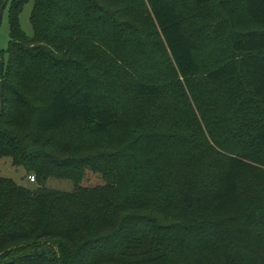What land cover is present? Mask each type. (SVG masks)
<instances>
[{
  "label": "trees",
  "instance_id": "1",
  "mask_svg": "<svg viewBox=\"0 0 264 264\" xmlns=\"http://www.w3.org/2000/svg\"><path fill=\"white\" fill-rule=\"evenodd\" d=\"M27 1L5 5L9 44L6 61L0 52V159L11 158L38 182L54 177L74 188H30L0 176V264H264L260 253L235 245L236 236L249 237L247 225L259 226L264 197L238 214L245 227L231 236L192 221L221 212L225 200L238 194L246 155L238 153L242 132L236 127L229 145L231 133L222 142L208 131L212 143L229 152L224 158L210 142L196 144L202 129L197 133L190 113L193 101L202 118L213 114V105L199 99L209 91L220 96V87L264 111V0H226L240 3L259 27L232 34L228 57L201 78L173 0H145L165 51H148L150 35L133 27L141 11L130 5L137 0H33L31 36L19 23ZM206 4L196 0L198 9ZM108 58L116 70L106 79L82 66ZM143 63L146 74L137 72ZM141 97L180 107L190 133L182 126L148 132L132 123L131 138L111 141L110 153H72L87 148L70 147L73 135L63 129L68 123L105 133L125 107L133 108L135 120L149 115L147 105H134ZM240 113L253 115L246 107ZM244 137L247 147L264 149V121L250 124ZM86 170L100 173L104 183L80 186ZM175 211L183 216L178 223L170 219Z\"/></svg>",
  "mask_w": 264,
  "mask_h": 264
},
{
  "label": "rangeland",
  "instance_id": "2",
  "mask_svg": "<svg viewBox=\"0 0 264 264\" xmlns=\"http://www.w3.org/2000/svg\"><path fill=\"white\" fill-rule=\"evenodd\" d=\"M173 1L175 2L183 31L194 44V56L199 65V73L196 78L203 77L210 68L218 65L228 57L230 52L229 38L232 34L259 27L255 22L250 21L243 13L240 3H234L232 1L226 2V0H207V4L198 9L196 0ZM126 3L130 4L128 1ZM32 4L33 0H28L19 16L20 27L28 36L32 35V27L30 24ZM133 7L141 11L139 16L140 19L138 22L132 23L133 27H137L140 33L147 31L150 35V40L152 42L148 46V51H165L160 40L156 37L157 28L147 14V2L145 0H137L130 5L132 10H134ZM8 8V5L4 8L0 20V52H2V57L5 61L7 60V48L9 44ZM154 46L156 47L155 49L153 48ZM141 48L140 46V49ZM146 50L145 47V49L140 51ZM82 66L86 67L93 77L103 76V78H105V76H110L116 70V65L109 58L102 64L91 59L85 61ZM146 68L147 65L143 63L140 65V70L137 72L146 74ZM219 93L220 96H214L211 95L212 93L209 91L207 94L200 97L199 100L202 105L212 104L214 109L213 114H206L207 117L205 118H202L201 114H198L193 101H190L196 113L192 111L190 106V113L194 118L197 133L202 129V139L197 141L196 144H200L204 147L206 143L210 142V145L217 151L216 153L224 158L229 152L225 151L224 148H220L215 143H212V139H209L208 131H213V134L216 133L221 135L222 142H224L228 133H231L232 136L226 144L229 145L235 143L233 137H236L234 135V129L236 127L242 132L236 140V143H239L240 147L238 153L242 152L246 155V165L239 175L240 189L238 194L225 200L222 211L216 214L203 213L202 216L194 218L192 221L201 223L202 225L199 226H201L203 230L207 229V232L219 233L223 231L231 236L234 229L237 230L240 227H245L242 222L243 220L237 218L238 214L250 209L249 206L255 209L264 197V149L260 150L247 147L248 139L244 137L250 124L258 122L260 118L264 121V111L247 96L232 95L224 87H220ZM169 104V99L162 100L141 97L140 100L137 98L134 105L137 107L147 105L149 108V115H146L145 118L135 120V112L132 107H125L122 111L120 109L119 123L102 134H91L80 127L78 123L74 122L68 123L63 129L64 132L73 135V138L70 140V147L76 144L77 147L87 148L82 150L72 149V153L76 155H85L87 157L110 153L108 150L113 147V144H110V142L115 139L121 138L125 140L124 142L130 139L131 136H129L128 133L132 123H135L134 125L136 128L148 132L152 128H157L161 131L182 126L187 128V133H190V121H188L187 124L186 116L183 114L181 108L177 105L175 108H172L168 106ZM188 104L190 103L188 102ZM244 107L248 108L249 112L253 115L244 116L241 114L240 111ZM260 112L261 114L258 115ZM162 117L166 118L161 119ZM187 141L189 142L190 139ZM233 149L237 152L236 148L233 147ZM245 151L249 154H246ZM0 176L12 179L17 184L30 188H35L39 185L63 191H71L74 188L73 182L54 177H49L41 182H38V180L30 182L25 170L22 167L13 166L11 158L9 157H2L0 159ZM103 183L104 181L100 173L86 170L79 185L91 187ZM208 187H210V185H208ZM208 211L212 210L208 209ZM170 219L178 223L183 219V216L175 211L170 215ZM225 219L228 221H224ZM256 223H260L259 226L247 225V228L250 229V234L247 239L238 238V236H236L235 245L244 252L256 251L260 253V256L263 258L264 216H260V218L256 220ZM188 233L193 235L194 231H188ZM212 235L211 240H213Z\"/></svg>",
  "mask_w": 264,
  "mask_h": 264
},
{
  "label": "water",
  "instance_id": "3",
  "mask_svg": "<svg viewBox=\"0 0 264 264\" xmlns=\"http://www.w3.org/2000/svg\"><path fill=\"white\" fill-rule=\"evenodd\" d=\"M6 1L7 0H3L2 3H1V6H0V19L2 17V12H3V9L6 5ZM2 74H3V64L0 60V94L2 95V88H3V83H2ZM1 102H2V99H1ZM2 108H0L1 110Z\"/></svg>",
  "mask_w": 264,
  "mask_h": 264
},
{
  "label": "built area",
  "instance_id": "4",
  "mask_svg": "<svg viewBox=\"0 0 264 264\" xmlns=\"http://www.w3.org/2000/svg\"><path fill=\"white\" fill-rule=\"evenodd\" d=\"M27 178L29 179L30 182L35 181L34 175H29V176H27Z\"/></svg>",
  "mask_w": 264,
  "mask_h": 264
}]
</instances>
